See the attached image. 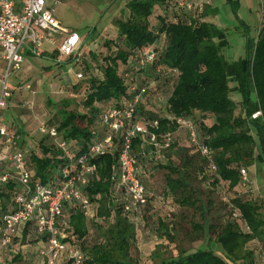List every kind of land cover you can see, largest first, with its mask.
I'll return each mask as SVG.
<instances>
[{
  "label": "trees",
  "instance_id": "obj_1",
  "mask_svg": "<svg viewBox=\"0 0 264 264\" xmlns=\"http://www.w3.org/2000/svg\"><path fill=\"white\" fill-rule=\"evenodd\" d=\"M226 2L235 15L237 4L232 0ZM180 3L188 4L181 0L129 1L125 17L113 23L115 37L104 43L108 55L103 57L102 65L94 68L89 78L81 79L85 84L80 103L64 101L55 122L47 127H54L70 152L77 156L103 137L101 114L105 109L121 108L132 97L139 96L136 119L147 125L158 124L152 129L158 148L147 145L140 137L132 140L137 176L147 195V203L139 213L155 198L156 188L149 186L147 180L155 172L153 167H158L167 172L159 194L174 207L199 210L203 222L192 227L207 236L213 226L208 224L206 209L191 189L189 169L196 166L214 186L221 185L220 190L237 192L236 188L242 184L240 170L264 165V32L255 41L247 42L242 60L228 63L222 54L227 45L222 30L200 21L194 12L180 7ZM153 16L155 22L151 21ZM147 50L153 51L154 62L140 67L139 61ZM233 94L240 100L234 101ZM150 99L165 103L166 116L155 108H146ZM72 105L76 108L70 109ZM257 112L261 115L252 119ZM177 119L196 123L198 145L208 149L209 158L202 157L197 146L191 145L188 151L180 144L176 134L184 128L179 127ZM166 135L169 141L164 148ZM39 137L35 145L27 148L23 147L22 138L21 149L27 153L32 183L52 186L60 182V171L69 167L70 161L47 135ZM159 156L167 160L166 165L158 164ZM171 156L185 160L177 167L171 163ZM209 161L215 171L210 170ZM92 163L96 172L82 194L89 200L93 216L85 218L75 204L65 206L56 223L63 236L60 240L67 248L80 249L83 264H133L130 249L136 240L135 214L125 213L122 203L114 205L112 199L113 176L118 170L116 149L94 155ZM19 192L13 177L0 187V220L12 210ZM230 202L250 234H243L237 221H229L206 248L194 252L180 250L176 257L164 258L160 264H238V252L245 242L258 238L264 243L260 207L238 197ZM90 224L96 234L92 244L86 241ZM167 229V225L160 223L159 231ZM30 236L34 237L36 249L40 243L45 244L32 222L22 224L4 252V264L19 259V245L29 243L24 240ZM216 246L222 256L216 254ZM244 257L246 264H253L250 253ZM38 259V264H44V259ZM62 264H67V260Z\"/></svg>",
  "mask_w": 264,
  "mask_h": 264
},
{
  "label": "built area",
  "instance_id": "obj_2",
  "mask_svg": "<svg viewBox=\"0 0 264 264\" xmlns=\"http://www.w3.org/2000/svg\"><path fill=\"white\" fill-rule=\"evenodd\" d=\"M56 4L48 0H0V187L13 177L20 188L14 197L12 210L3 214L0 220V264H4V252L11 244L12 235L20 225L28 222H32L36 234L45 239V246L38 251L44 264H59V255L64 251L67 264H83L80 249H68L60 240L63 236L56 223L62 217L64 207L71 204L77 205L85 218L93 216L90 202L83 196L82 189L96 172L92 163L94 155L116 149L118 173L113 176V189L122 195V209L125 213L138 214L147 203L146 190L137 176L132 140L140 137L147 145L158 148L156 135L152 132L158 124L153 122L147 125L136 119L139 96L132 97L121 108L105 109L101 114L103 137L92 143L85 153L77 156L70 152L68 144L59 138L54 127L43 124L38 128V133L52 139L70 161V166L60 171V182L52 186L32 183L27 153L21 149L22 138L3 123V113L14 95L12 79L21 70L27 54L41 57L39 51L42 46L50 44L55 49L51 61L56 65L71 61L77 55L81 38L58 23L54 16ZM180 7L190 12L194 8L190 3H180ZM153 62L154 53L147 50L139 66L147 67ZM156 73H159L158 69ZM75 79H82V75L75 74ZM24 89L29 90L30 86L25 85ZM131 91H135V88ZM260 115L257 112L251 118L256 119ZM176 123L186 130L190 144L197 146L201 156L209 158L208 149L198 145L194 126L184 119H177ZM168 137L166 135L164 148L168 147ZM209 167L215 171L211 161ZM240 176L246 181L244 169L240 170ZM260 259L264 264V254Z\"/></svg>",
  "mask_w": 264,
  "mask_h": 264
},
{
  "label": "rangeland",
  "instance_id": "obj_3",
  "mask_svg": "<svg viewBox=\"0 0 264 264\" xmlns=\"http://www.w3.org/2000/svg\"><path fill=\"white\" fill-rule=\"evenodd\" d=\"M232 1L237 4L235 15L232 13L230 6L226 4V0H223L220 3L221 14L213 22L214 26L222 30L224 34L227 45L222 50V54L228 63L242 60L245 56L247 42L250 40L255 41L258 35L264 32V0ZM67 4L65 7L56 8L57 18L70 32L85 36L89 28L97 21L102 7L98 5L90 7L79 3ZM106 24L107 26L102 28L104 30H100L101 25L96 29L98 39L95 43V49H88L87 47L93 40L90 38L89 42L85 44V48L78 49L77 55L71 61L61 65H51L47 68V72L38 67L40 74H36L34 78L33 75L22 76L21 73L19 79L15 80L17 85L15 88L12 86L14 95L11 105L13 107L8 119L13 120L11 125L16 128L21 126L23 132L25 131L23 147L35 145L38 142L40 138L38 128L43 124L52 125V122H55L56 113L60 110L64 101L80 103L83 85L85 84L84 80L91 76L94 68L102 65L103 57L108 55V48L104 43L115 37L113 22H107ZM92 55L96 57V61ZM88 67L91 69H88ZM50 69L52 70L51 73ZM78 73L82 75L84 80L75 79V74ZM25 85H29L30 89H24ZM231 97L234 101L240 100L237 95L233 94ZM27 105L31 108H27ZM75 108V105L70 107V109ZM146 108H155L161 116H166L164 102L159 103L150 99ZM190 123L197 129L196 123L192 121ZM176 135L179 136L180 144L189 151L191 144L186 130L182 129ZM188 155L190 156L191 153ZM184 160V158L170 157L171 163L177 167L181 166ZM243 169L246 171V168ZM152 170L155 172L147 182L149 186L156 187L154 193H159L163 190L167 172L158 169V167H153ZM189 174L191 189L205 207L207 222L213 226V229L207 232V236H204L201 231L195 230L192 225H199L203 222L200 211L183 208L171 215L170 226L167 224V232L159 231L156 230V224L161 211L157 208L153 209L151 210L153 212L152 227L146 225L140 231L138 239L134 241L130 249L133 264H160V260L164 258L176 257L180 250L194 252L206 248L208 242L211 243L215 240L217 232L227 222L238 220L236 212L230 205V201L240 195L238 191L230 192L225 189L222 191L216 188L210 179L199 172L196 166L189 169ZM245 197L244 194L242 200L246 199ZM93 229L90 224V231L86 238L89 244H92L96 237ZM24 241L29 243L25 244V242L24 245H19L21 254L19 259L13 261L12 264H38L39 257L36 253L37 247L33 243L34 237L30 236Z\"/></svg>",
  "mask_w": 264,
  "mask_h": 264
},
{
  "label": "crops",
  "instance_id": "obj_4",
  "mask_svg": "<svg viewBox=\"0 0 264 264\" xmlns=\"http://www.w3.org/2000/svg\"><path fill=\"white\" fill-rule=\"evenodd\" d=\"M131 0H48L49 3L57 2L54 9V16L58 23L65 29L68 30V28L64 27L61 23V21L56 16V8L57 7H65L72 3H79L80 5H88L90 7H94V5H98L102 7V10L100 11V14L98 16L97 21L89 28V30L86 32L85 36L79 35L81 38V43L79 45V49L85 48V44L89 42V39L92 38V42H90L87 47L88 49H95L96 48V40L98 39V35L96 33V29L98 26L101 25V31L104 30L102 28H105L107 26V22L110 23L111 21L114 23L116 19H121L125 17V14L127 12L126 5ZM185 3H190L193 5L192 12L195 13L196 16L199 17L200 21L212 23L218 19V16L221 14L220 11V3H222L223 0H181ZM225 5V4H222ZM152 22H155L156 19H151ZM88 36L86 39L85 37ZM41 57H32L30 55H26L24 63L21 67V70L13 77L12 79V86L15 88L17 85L15 83L16 79H19L20 74L22 73V76H29L33 75V78L36 76V74H40V69L42 68V71L47 72V68L51 65H54V63L51 61V55L55 53L54 46L50 44H44L42 48L39 51ZM69 62V61H68ZM36 66V67H35ZM46 69V70H45ZM50 69V73H51ZM13 100V99H12ZM13 106L11 103L8 106V109L3 113V123L7 125L9 130L11 132H18L20 131L23 134V137L21 138L25 139V131L23 132L21 126L15 127L11 125L12 121L11 119H8L9 113L11 112V108ZM16 125V124H15ZM29 147V145L25 146V148ZM158 164L166 165L167 160L159 156ZM118 173V170L116 171V174ZM242 179V178H241ZM150 188V187H149ZM156 188V187H154ZM153 188V189H154ZM216 188L221 189V185H218ZM240 195H238V198L243 197V195H246V199H243L244 201H251L256 203L260 207V213L264 217V165L262 164H255L251 167L246 168V181L242 180V184H240L237 188ZM149 193L153 194L149 191ZM164 193L167 194V190L164 189ZM155 196L154 200L149 201V204L146 208H143L142 211L138 214L134 215L133 223L136 228V236L135 239H138L140 231L147 225V227H152V211L153 209H158L161 211L159 215V219L157 220L156 224V230L160 229V223H164L165 225H169V222L171 220V215L178 211L179 209H183L180 207H174L169 204L167 198H163L162 195L159 193H154ZM157 197V198H156ZM113 204L118 205L122 203L123 197L119 193H113L112 195ZM66 208V207H65ZM66 211V209H65ZM168 212V213H166ZM161 217V218H160ZM168 222V223H166ZM240 231L248 235L250 234L249 229L240 221L239 217L237 220ZM167 225V227H168ZM170 226V225H169ZM242 227V228H241ZM162 237V236H161ZM160 237V238H161ZM264 237V236H263ZM262 237V238H263ZM45 244H39L38 249H36V253L38 254L39 249L43 248ZM70 249V248H68ZM217 255L222 256L221 249L219 246H216L214 248ZM250 253V257L252 258L253 264H263L261 262V255L264 254V243L261 242L258 238H253L247 242L244 243L243 247L238 252V264H246L245 262V255ZM67 260V254L66 252H62L59 255V264H62V261Z\"/></svg>",
  "mask_w": 264,
  "mask_h": 264
}]
</instances>
